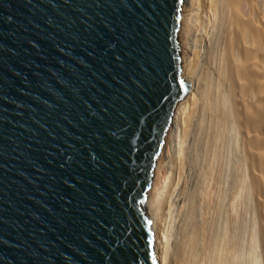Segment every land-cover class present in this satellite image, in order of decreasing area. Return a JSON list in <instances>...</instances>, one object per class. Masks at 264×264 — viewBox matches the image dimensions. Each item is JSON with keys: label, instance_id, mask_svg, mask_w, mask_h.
<instances>
[{"label": "water", "instance_id": "water-1", "mask_svg": "<svg viewBox=\"0 0 264 264\" xmlns=\"http://www.w3.org/2000/svg\"><path fill=\"white\" fill-rule=\"evenodd\" d=\"M181 4L0 0V264H103L107 242L158 264L144 202L190 89Z\"/></svg>", "mask_w": 264, "mask_h": 264}, {"label": "bare ground", "instance_id": "bare-ground-1", "mask_svg": "<svg viewBox=\"0 0 264 264\" xmlns=\"http://www.w3.org/2000/svg\"><path fill=\"white\" fill-rule=\"evenodd\" d=\"M180 27L190 89L144 202L155 258L264 264V0H182Z\"/></svg>", "mask_w": 264, "mask_h": 264}, {"label": "snow or ice", "instance_id": "snow-or-ice-1", "mask_svg": "<svg viewBox=\"0 0 264 264\" xmlns=\"http://www.w3.org/2000/svg\"><path fill=\"white\" fill-rule=\"evenodd\" d=\"M122 34H124L122 32ZM145 35L147 36V32H145ZM151 39V37H148ZM119 59V57H117ZM113 136L116 135L115 132L112 133ZM119 242H117V245H113L109 242H107V253H101L103 264H129L128 256L126 255V252L128 251L127 248L122 249L118 246ZM110 249V250H109ZM133 264H135L136 257H132Z\"/></svg>", "mask_w": 264, "mask_h": 264}, {"label": "rangeland", "instance_id": "rangeland-1", "mask_svg": "<svg viewBox=\"0 0 264 264\" xmlns=\"http://www.w3.org/2000/svg\"><path fill=\"white\" fill-rule=\"evenodd\" d=\"M203 2H205V1H203ZM181 28V27H180ZM181 31H182V29H181ZM190 34V32H188V33H186V38H187V36ZM186 41V40H185ZM187 42H188V39H187ZM188 49V48H187ZM200 52H202V50L200 51ZM163 149V146L161 147V150ZM169 150H168V146H166L164 149H163V153H164V157H166L167 155H168V152ZM163 168V166H161V169Z\"/></svg>", "mask_w": 264, "mask_h": 264}]
</instances>
